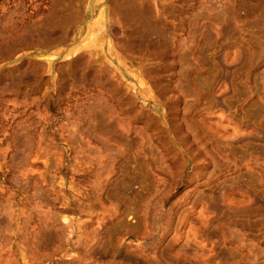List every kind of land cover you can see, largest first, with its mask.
Here are the masks:
<instances>
[{"label":"rangeland","instance_id":"374dc122","mask_svg":"<svg viewBox=\"0 0 264 264\" xmlns=\"http://www.w3.org/2000/svg\"><path fill=\"white\" fill-rule=\"evenodd\" d=\"M0 264H264V0H0Z\"/></svg>","mask_w":264,"mask_h":264},{"label":"bare ground","instance_id":"6f19581e","mask_svg":"<svg viewBox=\"0 0 264 264\" xmlns=\"http://www.w3.org/2000/svg\"><path fill=\"white\" fill-rule=\"evenodd\" d=\"M119 2V1H118ZM129 4V3H128ZM134 6V5H133ZM144 6V5H143ZM136 8V7H135ZM134 8V9H135ZM142 8V7H141ZM144 8V7H143ZM55 9H57L58 10V8H55ZM127 9H128V7H127ZM139 9V8H138ZM137 10V9H136ZM128 11V10H127ZM141 11V10H140ZM142 12V11H141ZM139 13L140 14V16H141V14L143 13ZM147 11L144 9V17H140V16H137V18H139L140 17V19H139V21H140V28L137 26V28L139 29V36L141 37V40L143 41H146V42H150L151 43V41L153 40V41H155L156 43H158L159 45H163V46H165V45H167V44H169L168 42V39H167V37H166V35H165V31H164V29H161V27H160V29L159 28H156L154 25H152V24H149V21L150 20H152V19H150V15L149 16H146L147 15V13H146ZM67 13V12H66ZM136 14V13H135ZM138 14V15H139ZM72 15V14H71ZM137 15V14H136ZM135 15V16H136ZM54 17V16H53ZM70 17V16H69ZM57 18V17H56ZM134 18H136V17H134ZM136 18V19H137ZM57 19H59V18H57ZM56 20V19H55ZM63 20V19H62ZM131 20V19H130ZM65 22H66V20H64ZM136 21V20H135ZM134 21V22H135ZM138 21V20H137ZM153 21V20H152ZM55 22V21H54ZM58 22V21H57ZM56 22V23H57ZM119 22V21H118ZM129 22V21H128ZM133 22V21H132ZM152 23V22H151ZM66 24V23H65ZM137 24H139L138 22H137ZM155 24V23H154ZM56 25V24H55ZM152 25V26H151ZM61 26V25H60ZM154 26V27H153ZM57 27H59L58 25H57ZM134 27V26H133ZM45 28V27H44ZM54 29H56V27H54ZM43 31V30H42ZM50 32V31H49ZM55 32V31H54ZM36 34V33H35ZM54 34V33H53ZM137 34V33H136ZM137 41V40H136ZM143 41V42H144ZM168 46V45H167ZM173 47V46H172ZM179 50V49H178ZM126 185V184H125Z\"/></svg>","mask_w":264,"mask_h":264}]
</instances>
